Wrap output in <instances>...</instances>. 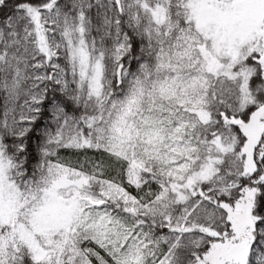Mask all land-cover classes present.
I'll list each match as a JSON object with an SVG mask.
<instances>
[{"label":"snow or ice","instance_id":"snow-or-ice-1","mask_svg":"<svg viewBox=\"0 0 264 264\" xmlns=\"http://www.w3.org/2000/svg\"><path fill=\"white\" fill-rule=\"evenodd\" d=\"M0 264H264V0H0Z\"/></svg>","mask_w":264,"mask_h":264}]
</instances>
